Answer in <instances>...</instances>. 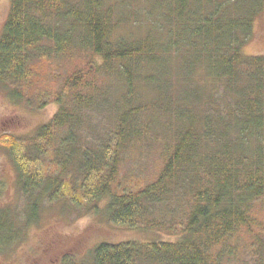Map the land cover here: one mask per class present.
<instances>
[{
    "label": "trees",
    "instance_id": "1",
    "mask_svg": "<svg viewBox=\"0 0 264 264\" xmlns=\"http://www.w3.org/2000/svg\"><path fill=\"white\" fill-rule=\"evenodd\" d=\"M263 10L264 0H11L0 82L13 103L59 105L28 139L11 137L27 222L45 195L107 198L114 223L172 238L102 242L87 264H229L247 247L244 264H264V54L243 51ZM157 144L155 177L122 186L126 159Z\"/></svg>",
    "mask_w": 264,
    "mask_h": 264
},
{
    "label": "rangeland",
    "instance_id": "2",
    "mask_svg": "<svg viewBox=\"0 0 264 264\" xmlns=\"http://www.w3.org/2000/svg\"><path fill=\"white\" fill-rule=\"evenodd\" d=\"M11 0H0V35L10 11ZM244 53L264 54V10L254 22L253 33L246 43ZM79 62L88 63L80 56ZM144 90V89H143ZM151 97L147 90H144ZM59 105L51 102L46 107L31 110L24 103H13L8 91L0 82V264H65L70 258L78 264H87L89 254L102 242L150 241L172 238L154 230L127 228L114 223L106 210L107 198L95 207L80 203L71 197L51 199L45 195L40 205L38 218L27 222V200L20 190L17 172L10 155L11 137L28 139L42 124L48 122L58 111ZM101 131L107 124L95 117ZM163 146L149 149L150 153L126 159L121 171L122 186L137 185L152 180L159 169L161 158L157 153ZM134 176L136 179L133 180ZM136 181V182H135ZM264 218V205L259 208ZM174 238V237H173ZM249 248H242L238 259L229 264H244L249 257Z\"/></svg>",
    "mask_w": 264,
    "mask_h": 264
}]
</instances>
